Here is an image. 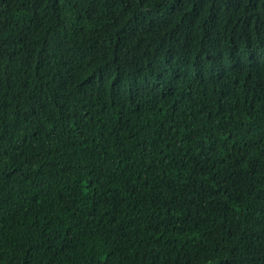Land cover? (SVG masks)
Here are the masks:
<instances>
[{"label": "trees", "instance_id": "1", "mask_svg": "<svg viewBox=\"0 0 264 264\" xmlns=\"http://www.w3.org/2000/svg\"><path fill=\"white\" fill-rule=\"evenodd\" d=\"M0 264H264V0H0Z\"/></svg>", "mask_w": 264, "mask_h": 264}]
</instances>
